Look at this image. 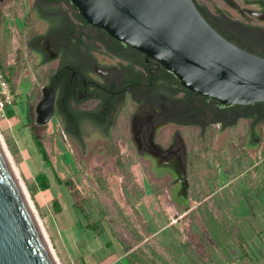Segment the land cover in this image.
I'll list each match as a JSON object with an SVG mask.
<instances>
[{"label": "rangeland", "instance_id": "1", "mask_svg": "<svg viewBox=\"0 0 264 264\" xmlns=\"http://www.w3.org/2000/svg\"><path fill=\"white\" fill-rule=\"evenodd\" d=\"M40 1L0 0V68L15 99L7 110L8 121L0 119V140L56 263L226 264L242 258L227 212L239 200L264 196L262 125L254 136L242 117L250 110L223 107L181 91V103L189 101L185 104L192 109L186 123L175 126L186 147L187 184L174 190L166 175L153 178L125 121L113 129L111 141L96 139L80 150L63 137L57 117L45 125L36 122L35 109L56 62L38 61L31 54H39L34 40L50 36L57 49L68 40L70 26L76 27L75 38L107 45L110 39L79 21L68 0H52L50 21L40 18ZM207 1L236 25L248 21L221 7L220 0ZM61 16L67 22L58 33L54 25ZM22 87L29 89L19 98ZM130 108L135 110L133 104ZM173 130L169 125L168 134ZM33 137L43 142L50 168ZM41 173L51 180L46 193L34 183Z\"/></svg>", "mask_w": 264, "mask_h": 264}, {"label": "water", "instance_id": "2", "mask_svg": "<svg viewBox=\"0 0 264 264\" xmlns=\"http://www.w3.org/2000/svg\"><path fill=\"white\" fill-rule=\"evenodd\" d=\"M68 1L88 25L156 62L182 88L223 107L264 102V29L236 25L217 5L195 0L217 31L252 54L212 28L193 0ZM44 45L50 51L48 39ZM42 95L35 109L39 125L53 116L55 91L43 87ZM132 133L137 143L139 127ZM164 153L157 148L152 155ZM0 264H55L1 146Z\"/></svg>", "mask_w": 264, "mask_h": 264}, {"label": "flooded vegetation", "instance_id": "3", "mask_svg": "<svg viewBox=\"0 0 264 264\" xmlns=\"http://www.w3.org/2000/svg\"><path fill=\"white\" fill-rule=\"evenodd\" d=\"M219 2L221 7L233 10L242 19L246 18L248 21L243 22L245 26L256 27L253 20L259 26L264 25V0ZM54 7L52 1H40L38 16L50 21V10ZM54 27L59 33L63 24L56 22ZM107 37L109 45L97 39L84 40V45H70L63 41L57 49L53 47L50 36L38 35L34 40L33 47L39 53L40 62H56L45 87L55 91L53 117L58 118L61 134L80 150H85L96 139L111 141L113 129L125 121L135 151L141 155L144 165L153 171V178L164 174L173 182V190L175 186L184 188L187 184L186 147L181 137L176 135L180 128L175 126L185 124L189 118L186 115L192 109L184 101V105L181 103L177 79L156 62ZM45 39H48L50 52L45 51ZM31 54L38 56L34 52ZM260 57L264 58V55ZM131 104L134 111L130 110ZM133 125L139 127L137 143L132 133ZM169 125L174 130L168 134ZM162 134L165 138L161 137ZM159 138L164 140L161 142ZM157 148L165 152V156L154 157L152 154ZM143 158L148 162H144ZM184 172L186 176L182 179Z\"/></svg>", "mask_w": 264, "mask_h": 264}, {"label": "crops", "instance_id": "4", "mask_svg": "<svg viewBox=\"0 0 264 264\" xmlns=\"http://www.w3.org/2000/svg\"><path fill=\"white\" fill-rule=\"evenodd\" d=\"M36 59L39 61V55L36 56ZM28 89L26 90L22 87V92L17 93H21L19 98L25 97ZM19 100L21 101V99ZM16 107L20 108L21 105H16L14 108ZM6 118L7 120L4 121H8V111H6ZM12 118H14V116ZM53 118L52 116L48 123H50ZM254 118L255 117L249 118L248 121L251 125V132L256 136L257 131H259L258 126L262 125L261 129L264 131V122H257V118ZM223 138L221 142H223ZM48 182L49 189L43 190L45 193L49 190L51 191V180L48 179ZM34 183L37 189L41 190L36 178L34 179ZM227 217L234 224L235 234L242 250V258L227 262L226 264H264V196L235 202L228 209Z\"/></svg>", "mask_w": 264, "mask_h": 264}, {"label": "trees", "instance_id": "5", "mask_svg": "<svg viewBox=\"0 0 264 264\" xmlns=\"http://www.w3.org/2000/svg\"><path fill=\"white\" fill-rule=\"evenodd\" d=\"M44 2H50L52 0H43ZM195 5L197 6L198 10L200 11V13L202 14V16L206 19V21L213 27V25L209 22V19H208V16H207V13L205 12V10L200 7L196 2L195 0H193ZM77 19L79 21H81L85 26H90L88 25L83 19L82 17L78 14L77 15ZM58 22H60V24H63V27L65 26L66 22H67V18L65 16H61L60 18H58L57 20ZM62 27V28H63ZM70 31L68 32V40H65L68 44L70 45H84L85 44V39H82V37H78V38H75L74 37V34H75V30H76V27L75 26H70L69 27ZM97 30H99L100 32H102L103 34L107 35L104 31L98 29V28H95ZM215 29V28H214ZM216 30V29H215ZM217 31V30H216ZM218 32V31H217ZM70 36V37H69ZM85 40V41H84ZM114 41V43L116 44H120L119 42H117L116 40L112 39ZM73 41H75L76 43H74ZM179 84V83H178ZM180 86V84H179ZM180 90L186 94V96L188 97H192V96H195V97H201L199 95H196L184 88H182L180 86ZM203 98L204 100H208L214 104H218L220 105L218 102L214 101V100H211V99H208V98H204V97H201ZM184 103H187L186 101H184ZM233 107H237V106H233ZM244 109H248L250 111H248L247 113L243 114L242 117H244L245 119H249V118H257V122H264V102L263 103H257V104H254V105H251V106H245ZM198 113H201V111H198ZM254 118V119H255ZM34 139V143L36 145V148L39 152V154L42 156V160L44 161L46 167L50 168L52 166L51 164V161L49 160L48 156H47V152H46V149H45V146L43 144V142L38 139V138H35L33 137ZM36 180H38V184L40 186V189L41 190H47L49 189V182H48V179L46 177L45 174L41 173L39 174L37 177H36ZM74 195V194H73ZM234 231H235V227H234ZM236 236V234H235Z\"/></svg>", "mask_w": 264, "mask_h": 264}, {"label": "built area", "instance_id": "6", "mask_svg": "<svg viewBox=\"0 0 264 264\" xmlns=\"http://www.w3.org/2000/svg\"><path fill=\"white\" fill-rule=\"evenodd\" d=\"M14 93L12 85L0 68V119L7 120L6 111L13 105Z\"/></svg>", "mask_w": 264, "mask_h": 264}, {"label": "bare ground", "instance_id": "7", "mask_svg": "<svg viewBox=\"0 0 264 264\" xmlns=\"http://www.w3.org/2000/svg\"><path fill=\"white\" fill-rule=\"evenodd\" d=\"M45 49H46L48 52H50V51L47 49V47H45ZM0 146H1L2 151H3V153H4L5 157H6L7 162H8V164H9V167H10L12 173H13V176H14L16 182H17V185H18V187L20 188V190H21L23 196L25 197V199H26V201H27V203H28V205H29V207H30V210H31V212H32V214H33V217H34V219H35V221H36V223H37V225H38V227H39V229H40V232H41V234H42V238H43V240H44V242H45V245H46V247H47V249H48V252L50 253V256H51L52 260L54 261V263L57 264V263H56V260H55V258H54V255H53V253H52V251H51V248H50V246L48 245V243H47V241H46V239H45V237H44V233H43V231H42V229H41V227H40V224L38 223V220H37V218H36V215L34 214L33 208H32V206L30 205L29 200H28V198H27V196H26V194H25V192H24V189L22 188V186H21V184H20V182H19L18 176H17V174H16L14 168L12 167V165H11L9 159H8V156H7V154H6V151H5V149H4V146L2 145L1 140H0ZM168 207H173V204H172V203H169Z\"/></svg>", "mask_w": 264, "mask_h": 264}]
</instances>
